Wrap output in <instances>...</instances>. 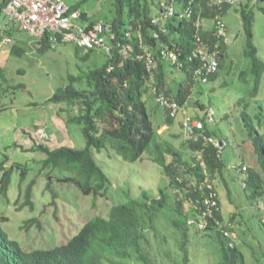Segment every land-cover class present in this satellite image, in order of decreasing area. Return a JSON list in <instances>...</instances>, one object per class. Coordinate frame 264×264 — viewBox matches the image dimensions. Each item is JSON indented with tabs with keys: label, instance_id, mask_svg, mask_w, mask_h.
Masks as SVG:
<instances>
[{
	"label": "trees",
	"instance_id": "trees-1",
	"mask_svg": "<svg viewBox=\"0 0 264 264\" xmlns=\"http://www.w3.org/2000/svg\"><path fill=\"white\" fill-rule=\"evenodd\" d=\"M6 1L0 0V23H4L2 8ZM82 1L84 0H79L70 6L77 9ZM212 1L184 0V12L175 9L172 16L161 17V12L164 10L162 2L169 3L173 0L159 1V10L156 15L152 13V0H114L116 13L110 25L118 39L132 45L133 52L127 55L113 49L110 54L105 53V60L100 65L76 75L68 74V82L63 86H58L47 99L48 102L57 105L55 115L60 126L68 128V125L72 123L80 126L85 146L78 148L75 144L70 146V144L59 142L54 144L52 141L48 142L50 140L45 141L49 137L47 135L49 127L46 125L40 127L44 133L31 134L33 144L30 150H38L46 155L42 161L43 167L67 171L68 175L60 180L75 184L83 194H96L108 183L109 179L98 164L95 153H102L104 152L102 150L110 148L126 160L134 161L145 152L153 153L152 148L157 147L155 158L163 168L162 172L168 179V185L159 188L156 194L143 191L139 198H129L123 203L113 205L107 218L93 217L67 243L46 249L24 251L17 241L8 237L0 221V264H54L59 257L64 255L66 259L71 257L76 264H105V261L107 264H133V261L137 259L142 260L144 264H151L150 258L142 251V242L147 241L146 233L150 230L151 217L168 206L166 203L171 197L168 190L171 187L177 186L181 190L184 188V193L194 197L195 191L188 185L192 181L188 174L195 176L197 183L203 180V174L199 167L192 165L189 157L186 158L182 153L169 147L162 148L156 142L158 138L146 102V97L150 95L145 85L146 66L144 60L137 59L134 55L142 51L139 49V43L142 44V48L153 52L157 88L166 92L170 101H175L179 106L185 107L194 83H196L193 80L192 71L198 64L196 61V63L189 61V56L197 44V36L212 49L215 43H219V48L215 50L218 52L219 65L208 80L217 78L228 53L229 45L224 40V36L218 35L217 21L223 20L233 6L226 0H221L219 4ZM252 2L242 0L239 7L235 6L232 9L240 13L241 27L246 35L243 54L248 58L250 65L249 68L239 73V79L250 86L248 96L239 98L238 105L242 125L250 138L252 150L249 154L255 160L253 166L247 167L244 179L246 196L253 202L264 197V104L259 102L257 108L260 112L252 114L248 97L252 100L258 93L264 62L256 57L257 48L253 43L254 5ZM259 8L264 13V7L259 6ZM186 10L190 11L189 16H185ZM182 13L183 18L180 17ZM156 18H158L157 21H155ZM96 22L98 21H90L88 25L92 26ZM13 29L14 26L10 24L2 30V33L9 35ZM15 29L19 28L15 27ZM126 30L130 32V39L124 36ZM226 31H228L227 25ZM154 34H157V37ZM34 43L40 52L56 49L51 48L45 39L35 40ZM9 47L14 55L20 56L24 53V49L17 44L11 43ZM165 48L174 51L178 57V64L182 62L187 68L184 82H179L174 93L167 85L169 77L167 70L174 63L161 55V50ZM79 50L80 48L76 47L77 57L80 60H87L94 49H86L84 55H79ZM20 70L23 71V69ZM15 87L23 88L25 84L9 83L3 65L0 63V98L8 88L12 90ZM196 102L204 109L202 103ZM74 106L77 108L75 112L73 111ZM163 110L165 124H172L174 117L170 115L169 108H163ZM196 118L205 121V116ZM205 128L206 134L220 139L222 133L219 130H211L209 126ZM69 131L68 129L67 132ZM227 137L222 135V138L229 143ZM233 140H236L234 136ZM201 145L205 148L206 168L211 177L219 174L223 179L226 164L223 159L216 157L215 149L209 144L204 145L202 139L199 142L189 143L190 149H200ZM239 159L243 164L247 155L241 153ZM7 163V158L0 162L2 173L0 195L3 196L7 195L11 172L14 169L21 170L20 177L24 179L27 168L26 164L11 163L8 165ZM34 183L35 180H32L25 191L26 200L24 202L31 209L34 208L32 199ZM156 195L160 198L157 199ZM174 196L176 198L175 209L171 224L179 229L183 237L181 247L183 263L186 264L188 253L184 241L188 230L187 218L194 214L184 209L179 194ZM211 218L219 221L218 223L209 220L205 231L211 243L214 242L218 246L215 264H246L242 246L233 240L231 220L233 217L229 218L230 221L224 219L220 208ZM33 223L41 227V222L37 218L26 220L21 227L27 229ZM224 230L228 231V234H225Z\"/></svg>",
	"mask_w": 264,
	"mask_h": 264
},
{
	"label": "rangeland",
	"instance_id": "rangeland-1",
	"mask_svg": "<svg viewBox=\"0 0 264 264\" xmlns=\"http://www.w3.org/2000/svg\"><path fill=\"white\" fill-rule=\"evenodd\" d=\"M65 1L70 5L79 2ZM159 1L165 0H152L153 15L158 13ZM252 3L253 43L257 48L256 57L264 62V13L259 8L264 7V0ZM173 4L176 10L184 12V0H173ZM77 9L87 14L84 24L101 21L110 25L116 13L114 0H84ZM223 20L227 25L229 49L217 78L194 83L186 106L170 125H164V110L150 95L146 97L147 109L156 130V142L162 148L169 147L189 159L190 153L182 141L180 122L184 117L193 118L204 114L203 108L196 101L202 103L204 109L212 108L215 111V121L208 126L211 130H219L222 133L220 137L228 136L226 139L229 141L222 154L226 164L224 180L219 174L215 175L223 218L230 221L229 218L233 217V240L242 246L246 264H264V197L253 202L248 199L244 189L245 176L235 168L237 163L242 162L239 159L241 153L247 155L244 162L246 166H253L255 162L250 155V138L242 125L238 105L239 98L248 96L250 86L243 83L238 75L248 68L243 54L246 35L241 27L240 13L235 9L231 8ZM34 42V38L23 29L14 27L9 35L0 33V63L4 73L9 83L25 84L23 88H8L0 98V162L7 158L8 165H27L24 179L20 177L21 170L14 169L11 172L7 195H0V221L8 237L19 241L28 251L65 243L93 217L107 218L112 205L123 203L129 198H139L142 191L156 194L159 188L168 185L163 168L155 158L157 147L152 148L153 153L145 152L134 161L126 160L111 148L102 150V153L94 152L98 164L109 179L106 186L96 194H83L75 184L61 181L60 178L68 175L67 171L43 167L42 161L46 155L38 150H30L33 144L31 134H41L43 130L40 127H49V137L45 141L70 146L75 144L78 148L85 146L80 126L75 123L69 124L68 128L60 126L55 115L57 105L47 99L58 86L68 82V74L76 75L100 65L105 60V53L94 49L87 60H80L75 53L76 46L71 43L40 52ZM11 43L22 47L24 53L17 56L10 52ZM85 50L80 48L79 55H84ZM179 64L170 65L167 70V85L173 93L179 82H184L186 75L184 63ZM259 84L261 88L255 98L251 100L248 97L252 114L260 112L257 102L264 104V76L263 83L260 79ZM76 110L74 106L73 111ZM190 179L195 181L193 176ZM32 180H35L32 190L33 209L24 202L26 188ZM168 192L171 195L166 203L168 206L153 214L149 221L150 230L146 233L147 241L142 242V251L150 258L151 264H184L181 247L183 237L179 229L171 224L176 198L172 189ZM184 209H192L186 198ZM32 218H37L41 227L36 223L27 229L21 227ZM210 240L205 231H197L188 226L184 241L188 253L186 264H215L218 246ZM133 264L144 262L137 259Z\"/></svg>",
	"mask_w": 264,
	"mask_h": 264
},
{
	"label": "built area",
	"instance_id": "built-area-1",
	"mask_svg": "<svg viewBox=\"0 0 264 264\" xmlns=\"http://www.w3.org/2000/svg\"><path fill=\"white\" fill-rule=\"evenodd\" d=\"M242 0H226L227 3L234 6H239ZM214 3H221V0H213ZM164 10L161 12V17L172 16L175 12L173 2H162ZM2 14L5 18L4 23H0V32L10 24L16 28L25 30L34 40H42L48 42L51 48H56L67 43H71L79 48L84 49H100L104 53L110 54L113 49L119 53L130 55L133 52L130 43H123L117 38L116 33L113 31L112 26L101 21L96 22L92 26L84 24L86 18H80L81 12L74 9L65 0H7L2 8ZM190 11H185V16H189ZM160 17V18H161ZM184 17V14L180 16ZM158 18L155 19L157 21ZM218 32L224 31V23L218 20ZM126 39H130V32H124ZM157 37V34H154ZM199 45L192 52L189 60L193 57H199L197 62L198 66L194 69V76L197 80L203 82L207 81L208 76L214 73L218 66V61L214 54H209L203 47L200 37L197 36ZM139 49L142 51L137 52L134 57L144 60L147 76L145 77V85L148 88L149 94L153 97L155 102L162 108H169L170 115L176 116L181 107L175 102L170 101L166 96V92L159 90L156 86L155 68L156 63L153 52L142 48L139 43ZM163 58L169 60L171 63H178L177 55L174 51L167 48L161 50ZM211 120V117H209ZM186 130V137H193L197 139L202 134L195 132V128L202 127L198 120L184 121ZM205 143H212L215 147L221 149L224 144L214 141L210 137L203 136ZM201 154L197 158H200ZM210 187V185H208ZM205 210L202 216L204 218L212 216L213 207L216 205L213 194L211 198L204 200ZM227 234V231H224Z\"/></svg>",
	"mask_w": 264,
	"mask_h": 264
},
{
	"label": "clouds",
	"instance_id": "clouds-1",
	"mask_svg": "<svg viewBox=\"0 0 264 264\" xmlns=\"http://www.w3.org/2000/svg\"><path fill=\"white\" fill-rule=\"evenodd\" d=\"M251 1H254V0H251ZM233 7L232 8H234L235 6L234 5H232ZM216 20H218V19H216ZM221 20V19H220ZM223 21V20H222ZM224 23V22H223ZM224 31L222 32V33H219L218 32V35L219 36H224V40L226 41L227 40V43H228V38H226L227 37V31H226V23H224ZM196 42H197V44H196V46L192 49V51H191V55L189 56V57H191L192 56V52L197 48V46L199 45V41H197L196 40ZM201 42H202V45H203V47L206 49V51L209 53V54H214V56H215V58L217 59V61H218V58H217V54H218V52L217 51H215L216 49H218L219 48V43L217 42V43H215L214 44V47H213V49L211 48V46L210 45H206L204 42H203V40L201 39ZM198 60H199V57H193V60H192V62H198ZM244 60L245 61H247V63H248V58L245 56L244 57ZM189 61H191V60H189ZM195 62V63H196ZM178 64V63H177ZM218 65H219V61H218ZM249 63H248V68H249ZM217 68H218V66H217ZM194 69L195 68H193V71H192V75H194ZM217 70V69H216ZM216 72V71H215ZM214 72V73H215ZM214 73H212V74H210L209 76H208V78L211 76V75H213ZM239 75V74H238ZM263 76H264V71H263V73H262V75H261V78L260 79H262V83H263ZM193 80H195L196 82H198V81H200L201 83H203V81H201V80H197L196 78H195V76L193 77ZM209 80L207 79V81H205V82H208ZM263 86V85H262ZM260 84H259V90L258 91H260ZM151 96V95H150ZM255 98V97H254ZM264 101V100H263ZM260 102V101H259ZM259 102H257V104L259 103ZM157 104V103H156ZM181 107V109H180V111L181 110H183V108L184 107H182V106H180ZM204 110V114L202 115V116H205V121L204 120H201L200 118H196V117H193V118H189V117H184L183 118V120L180 122V125L182 126L181 128H182V130H183V133H182V141H183V143H185V146L188 148V151L190 152V161H191V163H192V165L194 166V167H199L200 168V170H201V172H202V174H203V180L202 181H200L199 183H197V181H191L190 183H188V185L193 189V191H195V195H194V197H192V196H188L186 193H184V186L182 187L183 188V190H181L180 189V187H171L170 189H172V194L173 195H175V194H179V196H180V198H181V202H182V204H183V206H184V198H186V199H188L189 201H190V205H191V207H192V209H191V211L190 212H192L194 215H191V216H189L188 218H187V224H188V226H190V227H192V228H194V229H196L197 231H206V229H207V227H208V223H209V220H213V221H215V222H218L219 223V221L217 220V219H215V218H211L212 216H213V214H214V212H217V211H219L220 210V208H221V202H220V198H219V196H218V193H217V186H216V182H215V176L213 177H211V174H210V172L207 170V168H206V160H205V157H204V152H205V148H204V146H202L201 145V148L200 149H190V147H189V143L190 142H199L200 141V139H202V143L204 144V145H211L212 147H213V149H215V153H216V157L218 158V159H223V156H222V154H223V151H224V149L228 146V142L224 139V138H222V137H220V139L219 138H217L216 136H213V135H208V134H206L205 133V127L206 126H208L209 124H212V123H214V121H215V119H214V115H215V111L212 109V108H207V109H203ZM179 111V112H180ZM178 112V113H179ZM177 116V115H176ZM176 116H172V117H176ZM209 117H211V120H209ZM187 119H188V121H194V120H198V121H200L201 122V124H202V127H200V128H195V132L198 134L199 132H201V136L200 137H198L197 139H195V138H193V137H186V130H185V127H184V121H187ZM164 125H168V124H164ZM203 136H205V137H210V138H212L214 141H216V142H219L220 144H224L223 145V147L221 148V149H219V148H217V147H215L212 143H205V141H204V138H203ZM199 154H201L200 156V158H197L198 157V155ZM247 167L248 166H246L244 163L242 164V163H237L236 164V166H235V168H236V170L238 171V172H240V173H242V174H244V176H245V174H246V172H247ZM193 175H190V174H188V177H192ZM194 178H195V176H193ZM180 179V178H179ZM180 181V180H179ZM208 185H210V187H208ZM167 186V185H166ZM182 191V192H181ZM143 192V191H142ZM142 194V193H141ZM211 194H213V199H215V202H216V205L213 207V210H212V216L211 217H206V218H204L203 216H202V214H203V211L205 210V204H204V200L205 199H208V198H211ZM86 195H88V194H86ZM156 198L157 199H159L160 198V196L159 195H156ZM113 206V205H112ZM111 206V207H112ZM189 211V210H188ZM87 223V222H86ZM85 224V223H84ZM83 224V225H84ZM82 225V226H83ZM81 226V227H82ZM81 229V228H80ZM79 229V230H80ZM78 230V231H79ZM78 231H77V233H78ZM225 231V230H224ZM77 233H75L70 239H72ZM227 234H228V231H227ZM70 239H68V241L70 240ZM12 240H15V239H12ZM15 241H17V240H15ZM67 241V242H68ZM18 243H19V241H17ZM67 242H65V243H67ZM65 243H62V244H65ZM62 244H58V245H62ZM19 246L24 250V251H26V252H29V251H32V250H34V249H43V248H34V249H32V250H25L22 246H21V244L19 243ZM54 264H76L75 263V261L70 257V258H68V259H66V257H65V255L64 256H62V257H59L55 262H54ZM82 264V263H81Z\"/></svg>",
	"mask_w": 264,
	"mask_h": 264
},
{
	"label": "water",
	"instance_id": "water-1",
	"mask_svg": "<svg viewBox=\"0 0 264 264\" xmlns=\"http://www.w3.org/2000/svg\"><path fill=\"white\" fill-rule=\"evenodd\" d=\"M86 16H87V14L85 12H81V16H80L81 19L84 20L86 18Z\"/></svg>",
	"mask_w": 264,
	"mask_h": 264
}]
</instances>
